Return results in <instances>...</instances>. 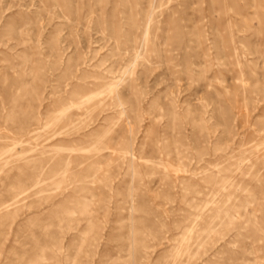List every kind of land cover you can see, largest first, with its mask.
Instances as JSON below:
<instances>
[{
  "label": "rangeland",
  "instance_id": "374dc122",
  "mask_svg": "<svg viewBox=\"0 0 264 264\" xmlns=\"http://www.w3.org/2000/svg\"><path fill=\"white\" fill-rule=\"evenodd\" d=\"M0 264H264V0H0Z\"/></svg>",
  "mask_w": 264,
  "mask_h": 264
}]
</instances>
